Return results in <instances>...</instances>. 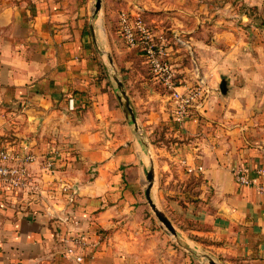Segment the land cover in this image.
<instances>
[{"label": "crops", "instance_id": "crops-1", "mask_svg": "<svg viewBox=\"0 0 264 264\" xmlns=\"http://www.w3.org/2000/svg\"><path fill=\"white\" fill-rule=\"evenodd\" d=\"M96 2L0 0V143L36 155L42 186L0 187V264H264V192L233 175L264 167V25H237L242 0ZM121 10L166 37L178 90L205 89L184 122ZM151 166L177 234L149 204ZM64 236L82 238V262Z\"/></svg>", "mask_w": 264, "mask_h": 264}, {"label": "built area", "instance_id": "built-area-1", "mask_svg": "<svg viewBox=\"0 0 264 264\" xmlns=\"http://www.w3.org/2000/svg\"><path fill=\"white\" fill-rule=\"evenodd\" d=\"M120 34L130 48L138 46L143 50L146 62L149 64L154 77L161 82L172 102L173 117L178 123L190 116L192 109L199 105L205 89L201 85L192 86L185 91L178 90V80L172 63L166 58L167 39L156 35L140 12L121 10L119 13ZM36 161V155L20 152L0 143V187L4 190L23 191L27 194L38 195L42 191L40 179L34 175L31 165ZM54 161L47 159L43 167L47 171L53 170ZM188 168V172L202 171ZM235 180L243 185H251L264 192V183L259 180L264 176V167L252 168L244 165L234 169ZM63 254L77 262L83 261L81 245L83 240L79 236H64Z\"/></svg>", "mask_w": 264, "mask_h": 264}, {"label": "water", "instance_id": "water-1", "mask_svg": "<svg viewBox=\"0 0 264 264\" xmlns=\"http://www.w3.org/2000/svg\"><path fill=\"white\" fill-rule=\"evenodd\" d=\"M101 7V0H97L96 2V9L97 11L100 9ZM119 87L121 88L122 91V95L124 97V101H123V105L125 107L126 112L131 116L132 120L135 122V115L133 112V109L131 108L129 99L127 98L124 90L122 89V83L119 82ZM153 184H154V167L151 166L149 172H148V186H147V196H148V200H149V204L152 208V210L154 211V213L156 214V216L159 218V220L173 233V234H177L174 225L172 224V222L169 220V218L166 216V214L160 210L158 208V206L156 205V203L154 202L153 198H152V188H153ZM210 262L212 264H217V262H215L214 260H210Z\"/></svg>", "mask_w": 264, "mask_h": 264}, {"label": "rangeland", "instance_id": "rangeland-1", "mask_svg": "<svg viewBox=\"0 0 264 264\" xmlns=\"http://www.w3.org/2000/svg\"><path fill=\"white\" fill-rule=\"evenodd\" d=\"M237 5L240 8L244 9L248 14L250 13L249 15H250V17H252V18H250V22L248 20L242 19V18L237 19V22H236L237 25H240L242 27H248V28H252L253 26H257V25H264V9H261L262 5L259 2L255 1V2H252V4H248L246 1L242 0V2L237 3ZM2 138L12 139V141H14V139L17 138V136H15L14 131L10 129V130H7L3 134ZM165 228H166V226H165ZM204 260H206V259H204Z\"/></svg>", "mask_w": 264, "mask_h": 264}, {"label": "trees", "instance_id": "trees-1", "mask_svg": "<svg viewBox=\"0 0 264 264\" xmlns=\"http://www.w3.org/2000/svg\"><path fill=\"white\" fill-rule=\"evenodd\" d=\"M118 31H119V34H120V26H119V22H118ZM135 49H138V50L142 53V55H143V57H144L143 50L141 49L140 46L136 47Z\"/></svg>", "mask_w": 264, "mask_h": 264}]
</instances>
